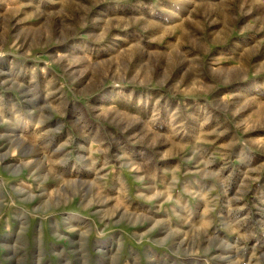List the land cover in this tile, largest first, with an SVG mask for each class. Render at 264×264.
<instances>
[{
    "label": "rangeland",
    "instance_id": "1",
    "mask_svg": "<svg viewBox=\"0 0 264 264\" xmlns=\"http://www.w3.org/2000/svg\"><path fill=\"white\" fill-rule=\"evenodd\" d=\"M0 264H264V0H0Z\"/></svg>",
    "mask_w": 264,
    "mask_h": 264
},
{
    "label": "crops",
    "instance_id": "2",
    "mask_svg": "<svg viewBox=\"0 0 264 264\" xmlns=\"http://www.w3.org/2000/svg\"><path fill=\"white\" fill-rule=\"evenodd\" d=\"M219 191H220L219 187H215V186L214 187H211V186L201 187V190H200V192L207 193V194H211L212 192L218 193ZM203 199H204V202H205V200L208 201V199H206V198H203ZM203 204L210 205L208 202L203 203ZM220 207L221 206L219 204H217V206L213 210H211L212 211L211 215L213 217V222H214V224L216 225V227L218 228L219 231L216 232V234L214 233L213 237H212L210 232L207 230V226L206 225H204L200 221H198V223L195 222L193 225L188 227V231L189 232L187 234L183 235V236H188L187 243L190 244L192 241H194V243L211 242L212 238L218 237V240H215V241H213V243H209L208 244L207 250L210 251V249H214L213 253H219V254L222 252V246L219 243L220 242L219 239H221L220 236L223 234L222 231L224 232V230H225L226 221L224 219H221V217L224 216L223 212L225 210H224V208L221 209ZM209 212H210V210H209ZM207 224H209V223H207ZM149 226H150V224H149ZM155 227H156V225L153 224L152 229H155ZM172 229H173V227H172ZM200 235H203V236H200ZM174 238H176V239L173 240V237H172V240H170V242L172 243V246H171L172 253L171 254L174 253V256L177 257L179 255V251L178 250L180 248L179 233H178V236H174ZM183 239H185V237H183ZM205 246H206V243L204 244V246H202V248H200V246H194V247L195 248L197 247V251H200L203 256L209 258V256L207 255V252L204 251L203 247H205ZM189 249H188V251H190ZM199 249H201V250H199ZM195 254L196 255L194 257L200 256L197 253H195ZM188 257H190V256H188ZM172 258H173V255H172Z\"/></svg>",
    "mask_w": 264,
    "mask_h": 264
}]
</instances>
